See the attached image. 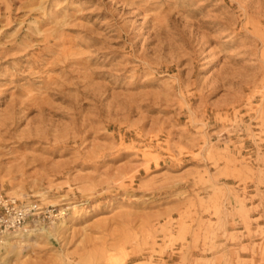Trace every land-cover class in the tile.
<instances>
[{
    "label": "rangeland",
    "instance_id": "1",
    "mask_svg": "<svg viewBox=\"0 0 264 264\" xmlns=\"http://www.w3.org/2000/svg\"><path fill=\"white\" fill-rule=\"evenodd\" d=\"M0 191V264H264V0H0Z\"/></svg>",
    "mask_w": 264,
    "mask_h": 264
},
{
    "label": "built area",
    "instance_id": "2",
    "mask_svg": "<svg viewBox=\"0 0 264 264\" xmlns=\"http://www.w3.org/2000/svg\"><path fill=\"white\" fill-rule=\"evenodd\" d=\"M37 209L32 205H20L0 191V237L8 233H24L31 225H45L60 216L54 208Z\"/></svg>",
    "mask_w": 264,
    "mask_h": 264
},
{
    "label": "bare ground",
    "instance_id": "3",
    "mask_svg": "<svg viewBox=\"0 0 264 264\" xmlns=\"http://www.w3.org/2000/svg\"><path fill=\"white\" fill-rule=\"evenodd\" d=\"M60 212V219H61V221H62V219H63V216L65 215L63 212H61V211H59ZM59 221V220H58ZM58 221H51L50 222V225H52V224H54V223H56V222H58ZM65 222V221H64ZM64 224V223H63ZM50 225H48V226H50ZM48 226H45V225H39L38 226V228H40V227H48ZM54 229H58L59 228V226H55V227H53ZM27 231H29V229H25V231H24V233H22V232H14V233H8V234H5V235H3V236H1V238H0V247H8V246H11L12 244H13V242H16V241H12L14 238H16V236H13V237H10V235H14L15 233H17V234H21V235H23V234H25ZM40 231L42 232V234H43V236L46 238V239H49V238H51L52 237V233L51 232H49L47 229H45V228H41L40 229ZM28 236V235H27ZM21 244V243H20ZM17 245V244H16ZM117 259V258H116ZM116 259H113V258H110L109 259V264H121L122 263V261L123 260H121V261H119V260H116Z\"/></svg>",
    "mask_w": 264,
    "mask_h": 264
}]
</instances>
